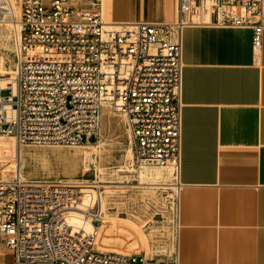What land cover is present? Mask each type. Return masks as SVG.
Wrapping results in <instances>:
<instances>
[{
	"label": "built area",
	"instance_id": "1",
	"mask_svg": "<svg viewBox=\"0 0 264 264\" xmlns=\"http://www.w3.org/2000/svg\"><path fill=\"white\" fill-rule=\"evenodd\" d=\"M7 6L0 0V19ZM20 9L14 69L0 77V135L19 146L89 143L99 135L104 101L126 117L140 166L178 168L184 27L248 28L253 50L263 44L264 0H177L175 25L116 28L103 21L102 0H20ZM31 45L41 49L36 60H28ZM82 190L20 175L0 184V256L11 264H178L175 255L156 260L97 250L101 213L96 195L82 203Z\"/></svg>",
	"mask_w": 264,
	"mask_h": 264
},
{
	"label": "crops",
	"instance_id": "2",
	"mask_svg": "<svg viewBox=\"0 0 264 264\" xmlns=\"http://www.w3.org/2000/svg\"><path fill=\"white\" fill-rule=\"evenodd\" d=\"M130 2L136 22L169 23L164 0ZM251 36L181 30L178 264H264V33L258 52Z\"/></svg>",
	"mask_w": 264,
	"mask_h": 264
},
{
	"label": "rangeland",
	"instance_id": "3",
	"mask_svg": "<svg viewBox=\"0 0 264 264\" xmlns=\"http://www.w3.org/2000/svg\"><path fill=\"white\" fill-rule=\"evenodd\" d=\"M124 0H112L109 8L104 4L103 17L122 18ZM15 5L20 0H13ZM152 6V5H151ZM0 19V77L12 74L15 50L20 40V8L10 9ZM166 22L175 25L177 6L169 0L163 9ZM138 10L130 21L139 19ZM175 31V29H173ZM1 87L6 84L1 79ZM106 117L99 119V135L89 144L76 146L22 145L8 136L0 135V184L8 185L15 179L17 147L25 180L62 181L80 184L89 191L102 194L107 202L104 220L98 223L95 247L101 251L141 255L160 260L176 253L178 186L175 171L172 175L143 174L136 163L134 144L123 113L106 109ZM71 150L74 160L64 161L49 155V150ZM15 160V161H14ZM14 161V162H13ZM147 170L159 169L166 173L167 165L147 162ZM45 178V179H44Z\"/></svg>",
	"mask_w": 264,
	"mask_h": 264
},
{
	"label": "bare ground",
	"instance_id": "4",
	"mask_svg": "<svg viewBox=\"0 0 264 264\" xmlns=\"http://www.w3.org/2000/svg\"><path fill=\"white\" fill-rule=\"evenodd\" d=\"M111 1L112 0H102V17H103L104 4L106 3L107 8H109ZM8 3H9L10 9L13 8L15 10V7H17V9L19 10L20 4L15 5L13 0H8ZM168 4H169V0H164L163 9L167 8ZM141 5L143 7V2L141 3ZM175 5L177 6V0H175ZM131 8H132V6H131L130 0H124L123 4L121 6V10L123 11L124 16L122 18H114V19H109L108 17L106 19L103 17V21L107 25H109L111 27H115V28L121 27L123 25H130L133 23L130 21ZM20 13H21V9H20ZM20 20H21V16H20ZM140 22H144V21L142 20ZM19 27H20V23H19ZM20 33H21V27H20ZM39 56H41V49L38 45H31L28 47V60H36ZM108 106L109 105L104 101L101 103V110H100L99 119L101 117L102 121H106V119L110 120V121L114 120V118H111L109 116L106 117V115H107L106 109ZM87 144H89V143H87ZM20 154H21V150H20V148L17 147V152L15 154L16 162L12 165L14 166V169H15V178H17L18 175H20L21 179L25 180V178L22 176V167L20 165V160H19ZM49 155L55 159L70 161V160H74L76 158L77 150H76V152L75 151L72 152L71 150L52 149V150H49ZM146 166H147L146 163L141 165V168L143 169V172H142L143 174H151L154 176H161V175L166 174L169 176V175H172V173L174 171H175V173L177 172V168L174 167L173 165H167L169 168L166 170V173H163L164 171L159 170V169L147 170L148 167H146ZM80 193L82 194V197H83L82 203H86L85 199L88 195H91L93 202H94L95 195H96L95 191L82 190ZM96 198H97L99 211L101 213V220H104V217L106 216V212L108 210L107 209L108 205H107L106 199L102 194H97ZM69 223L75 228H77L79 226V222L74 218H71L69 220ZM85 228H86V231L88 233L91 231V228L89 225H86ZM95 239H96V237H95ZM97 250H99V249L97 248ZM99 251H101V250H99ZM103 252H109V251H103ZM116 253H121V252H116ZM122 254H125V253H122ZM38 264H46V263H38Z\"/></svg>",
	"mask_w": 264,
	"mask_h": 264
}]
</instances>
